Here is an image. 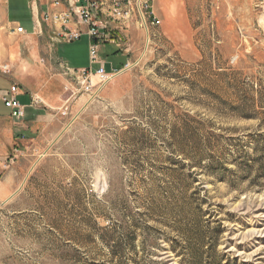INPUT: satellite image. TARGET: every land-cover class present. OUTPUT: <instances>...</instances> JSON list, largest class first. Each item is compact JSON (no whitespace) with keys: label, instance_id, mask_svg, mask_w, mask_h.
I'll return each mask as SVG.
<instances>
[{"label":"rangeland","instance_id":"obj_1","mask_svg":"<svg viewBox=\"0 0 264 264\" xmlns=\"http://www.w3.org/2000/svg\"><path fill=\"white\" fill-rule=\"evenodd\" d=\"M28 5L9 0L30 30ZM153 10L157 28L112 25L130 52L101 47L107 72L121 70L99 94L12 152L0 264H264V1L154 0ZM47 42V57L8 78L53 93L63 66L91 67L87 36Z\"/></svg>","mask_w":264,"mask_h":264},{"label":"built area","instance_id":"obj_2","mask_svg":"<svg viewBox=\"0 0 264 264\" xmlns=\"http://www.w3.org/2000/svg\"><path fill=\"white\" fill-rule=\"evenodd\" d=\"M31 10L36 17L35 35L46 37L56 49L60 42L73 43L87 36L90 41L91 67L86 70H71L63 66L71 89L66 101L65 111L73 105L77 97L93 98L106 86L120 70L107 72L106 64L100 57L101 47L117 45L120 50L130 52L129 46L123 39L122 27H113L118 23L125 26L134 17H139L142 27L157 28L160 24L153 10L154 0H28ZM264 1V0H261ZM23 27L16 28L14 33L25 34ZM97 66L96 69H93ZM129 68V65L126 68ZM10 70L0 67V73L8 75ZM69 88V87H68ZM20 87L11 84L6 90L0 91V101L10 111V117L22 121L26 117V107L18 101ZM42 103L33 99V104ZM17 151V150H15ZM15 154V153H14ZM15 155L8 158L9 164H14Z\"/></svg>","mask_w":264,"mask_h":264},{"label":"crops","instance_id":"obj_3","mask_svg":"<svg viewBox=\"0 0 264 264\" xmlns=\"http://www.w3.org/2000/svg\"><path fill=\"white\" fill-rule=\"evenodd\" d=\"M28 6L31 10L30 3ZM31 14V29L27 30L16 21V16L12 15L9 8V0H0V67H6L8 69L14 67L16 71V67L20 63V67L22 65L30 66L28 61H37L41 57L45 58L49 55L48 50L45 48L47 38L35 35L36 17L32 10ZM19 26L24 28L26 31L25 34L19 35L14 33ZM40 38L46 42L39 40ZM115 52L110 53L112 54L110 56L111 59L112 57H123L121 54L114 55ZM25 55L27 57L29 55L30 58H28L29 60L26 58L24 60L26 63H23L21 60L24 59L23 56ZM109 65L113 71L115 68L111 63ZM38 73L41 74L40 69ZM58 76L56 82L60 88L53 93L46 92L40 84L36 89L34 87L29 88L27 81L21 79L20 84L22 87H20L17 98L26 107L25 119L22 121L12 119L9 110L7 115L0 116V201L2 202L10 199L14 191V180H16L14 173L16 170L8 162V158L12 152L19 147L28 153L30 146L36 144L35 139L38 136H43V134L48 133L49 128H53L51 124H57L63 120L62 116H67L65 107L68 95L64 87L67 80L62 75ZM8 77V75L0 73V91L8 89L12 83L15 84ZM33 99H39L42 103L33 104ZM70 108L71 106L69 110Z\"/></svg>","mask_w":264,"mask_h":264},{"label":"trees","instance_id":"obj_4","mask_svg":"<svg viewBox=\"0 0 264 264\" xmlns=\"http://www.w3.org/2000/svg\"><path fill=\"white\" fill-rule=\"evenodd\" d=\"M124 66H125V65H124ZM124 66H123V67H124ZM123 67H122V68H123ZM120 70H121V69H120ZM131 221H132V224H133V227H134V228H137V227L139 226V225L136 223L135 219H132ZM143 229L146 231V228H145V227H144ZM142 231H143V230H142ZM145 231L142 233V237H143V239H144V241H145V243H146V242H147V239H148V236L145 235ZM135 238H136V232L133 233V239H132V240L134 241ZM133 241H132V242H133ZM105 243H106V245H107L108 247L110 246V243H109L108 241H106Z\"/></svg>","mask_w":264,"mask_h":264}]
</instances>
